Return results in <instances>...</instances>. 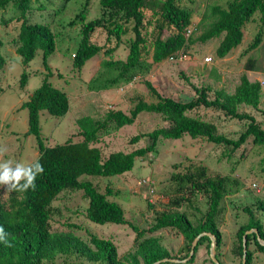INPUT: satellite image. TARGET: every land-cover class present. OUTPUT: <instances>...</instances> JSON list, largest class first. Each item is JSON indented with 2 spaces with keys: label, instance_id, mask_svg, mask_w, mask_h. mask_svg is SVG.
<instances>
[{
  "label": "rangeland",
  "instance_id": "obj_1",
  "mask_svg": "<svg viewBox=\"0 0 264 264\" xmlns=\"http://www.w3.org/2000/svg\"><path fill=\"white\" fill-rule=\"evenodd\" d=\"M229 1L178 0L181 6L192 11L189 37L193 41L182 48V59L153 63L148 58V68L137 72L131 81L108 87H100L104 83L102 79L111 75L102 63L109 57L125 58L131 33L123 36L122 43L111 55L106 56L101 51L86 60L81 68L73 64V53L78 47L84 23L101 15L99 0H31L27 21L47 23L55 34V50L46 57L48 67L42 63L41 48L36 49L27 65L22 62V56L16 52V43L13 41L20 21L15 19V8L9 3L3 11L0 10L1 52L5 59L0 68V146L7 148L0 162L11 159L34 163L38 158L40 152L36 138L33 134H26L27 108L22 107V104L40 86L44 77H48L53 86L66 92L69 104L62 116H54L46 110L39 112L40 136L46 146L63 143L67 139L81 140L76 123L81 116L102 119L109 110L118 109L127 113L136 96L146 101L154 100L144 80H149L164 96L188 101L195 95L194 86H208L210 98H213L217 89L231 93L239 83L241 74L245 73L251 81L261 82L260 102L257 108L242 104L238 111L253 115L264 128V24H261L259 12L245 23L240 44L224 57L216 54L223 34L207 41L198 39L214 19L211 8L214 5L226 7ZM260 28V44L247 50ZM167 35L164 31L163 37ZM90 39L105 47L116 45L114 38L107 40L103 28H96ZM23 72L27 78L21 86ZM190 114L213 121L220 133L233 139L239 136L247 123L246 120L231 118L212 108L199 107ZM166 124L159 114L143 111L132 124L114 129L93 145L100 148L104 158L113 151L129 152L148 144L146 137L134 144L130 143L133 135ZM191 162L206 166L211 176L226 177L227 191L221 201L222 209L217 220L221 243L215 247L214 236L208 234L211 239L209 245L205 241L194 251L196 242L187 255L185 240L177 228L155 225L162 213H184L196 224L206 212L207 196L203 192L191 190L187 184L175 178ZM142 178L152 182L153 193L148 191V184H138ZM80 180L91 181L100 192L110 190L107 198L122 207L125 222L98 224L89 220L86 217L88 199L84 192L80 189H64L51 202V230L73 231L86 241L90 234L109 239L115 244L118 258L123 264H132L130 255L135 252L138 242L148 237L157 238L170 254L161 264H213V257L220 264H242V258L236 251V232L240 225L248 221V214L243 208L251 207L264 227V212L255 207L258 200H264V145L254 144L251 136L236 149L214 144L202 137L184 135L179 139L160 138L156 150L136 157L133 167L124 174L106 177L82 175ZM0 200L11 218L24 208V193L6 192L3 185H0ZM211 243H214L212 250ZM249 249L253 251V264H264V252L256 250L253 241ZM138 260L139 264H143L141 259ZM42 264L105 263L88 261L76 255H59Z\"/></svg>",
  "mask_w": 264,
  "mask_h": 264
},
{
  "label": "trees",
  "instance_id": "obj_2",
  "mask_svg": "<svg viewBox=\"0 0 264 264\" xmlns=\"http://www.w3.org/2000/svg\"><path fill=\"white\" fill-rule=\"evenodd\" d=\"M30 2L31 0H0V10L3 11L9 3L15 8V19L19 20L20 24L13 41L16 43V52L22 56V62L27 65L36 49L41 48L42 63L48 67L46 57L55 50V34L47 23L27 21L26 14L31 7ZM99 4L101 15L85 22L82 27L78 47L73 53L75 67L81 68L86 60L101 51L106 56L111 55L122 43L123 36L131 33L125 58L109 57L103 61L102 65L111 75L102 79L104 83H101L100 87L131 81L137 72L148 68V58L153 63L168 60L193 41L185 35L186 28L191 24L192 11L181 6L178 0H99ZM256 12H259L263 25L264 0H231L226 7L214 5L211 8V16L214 19L198 39L207 41L223 34L216 54L218 57H224L240 44L243 27ZM96 28L105 29L107 40L114 38L116 45L105 47L93 43L90 37ZM164 31L168 33L166 37H163ZM261 35L260 28L247 50H252L260 44ZM2 45L3 39L0 36V68L5 62L1 52ZM26 78L27 74L23 72L20 77L21 86L25 84ZM47 78H43L40 86L22 104V107L27 108L26 134H33L36 138L40 152L36 161L44 166V174L37 177L35 190L23 192L24 208L19 210L14 218L8 215L0 200V227L8 234L0 236V264H42L44 261L54 260L59 255H76L88 261L105 264H123L118 258L115 244L109 239L90 234L89 240L86 241L73 231L51 230V202L61 191L80 189L84 192L88 199L86 217L89 220L98 224H122L125 222L124 211L117 202L108 200L110 190L100 192L91 181L80 180L82 175L106 177L124 174L133 167L136 157L154 152L160 138L179 139L184 135L191 138L202 137L214 144L236 149L251 136L254 144L264 145V128L253 115L238 111L242 104L257 108L262 90L260 81H251L243 73L233 92L217 89L213 98H210L208 86H194L195 95L188 101L164 96L149 80H144L143 83L154 100L146 101L141 96H136L127 113L118 109L109 110L102 119L81 116L76 120L81 140L67 139L63 143L46 146L40 136L39 112L46 110L54 116H62L69 106L66 92L53 86ZM199 107L212 108L231 118L246 120V127L236 139L229 138L218 131L213 121L190 114ZM143 111L159 114L167 124L130 138V143L134 144L146 137L147 145L129 152L113 151L104 158L100 148L93 143L114 129L132 124ZM175 178L187 184L191 190L203 192L208 198L207 210L196 224L184 213H162L157 218L155 227L177 228L185 240L187 255L193 240L203 232L206 234L199 237L194 251L205 241L209 245L211 239L208 234L214 236L215 247H218L221 243V231L217 220L222 209L221 201L227 191L226 177L211 176L206 166L191 162L183 171L178 172ZM255 207L264 212V200H258ZM243 210L248 214V221L240 225L236 232V251L242 258L244 239L245 264H253V251L249 249V245L253 241L256 250L264 252V227L251 207L245 206ZM250 229L253 231L246 233ZM167 257H170V254L158 239L148 237L138 242L130 260L132 264H139L138 259H141L143 264H161V260Z\"/></svg>",
  "mask_w": 264,
  "mask_h": 264
},
{
  "label": "clouds",
  "instance_id": "obj_3",
  "mask_svg": "<svg viewBox=\"0 0 264 264\" xmlns=\"http://www.w3.org/2000/svg\"><path fill=\"white\" fill-rule=\"evenodd\" d=\"M7 152V148L0 146V157ZM44 174V166L37 160L34 163H24L11 159L0 162V185H3L6 192H26L29 189H36V179ZM3 227H0V236H7Z\"/></svg>",
  "mask_w": 264,
  "mask_h": 264
},
{
  "label": "built area",
  "instance_id": "obj_4",
  "mask_svg": "<svg viewBox=\"0 0 264 264\" xmlns=\"http://www.w3.org/2000/svg\"><path fill=\"white\" fill-rule=\"evenodd\" d=\"M191 31H192V28L187 27L186 30H185V35H186V36H189L190 33H191ZM182 57H183V56H182V52L180 51L177 55H175V56H170V57L168 58V60H181ZM206 60H209V58H207ZM138 184H139V185H142V184H148V191H149L150 193H153V187H152V182H151V181L142 178V179H140V180L138 181ZM253 185H255V184H253Z\"/></svg>",
  "mask_w": 264,
  "mask_h": 264
},
{
  "label": "water",
  "instance_id": "obj_5",
  "mask_svg": "<svg viewBox=\"0 0 264 264\" xmlns=\"http://www.w3.org/2000/svg\"><path fill=\"white\" fill-rule=\"evenodd\" d=\"M254 230L257 232L256 229H254ZM251 231H253V229H250V230L246 231V233H249V232H251ZM202 234H204V233H200V234H199V235L193 240V243H192V245H191V250L193 249V247H194V245L196 244L198 238H199ZM257 238L260 240V238H259L258 235H257ZM260 242L263 243L262 240H260ZM213 245H214V243H211V248H210L211 250H212ZM245 255H246V246H245V240L243 239L242 264H245V260H246ZM212 259H213V261H214L215 264H220V263L217 261L216 258L213 257ZM162 260H164V259H162ZM162 260H161V261H162ZM157 263H158V262H155L154 264H157Z\"/></svg>",
  "mask_w": 264,
  "mask_h": 264
}]
</instances>
